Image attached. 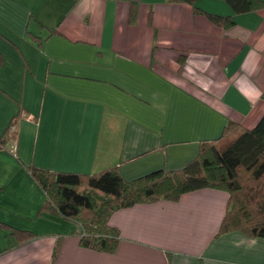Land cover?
I'll return each instance as SVG.
<instances>
[{
    "label": "crops",
    "instance_id": "obj_1",
    "mask_svg": "<svg viewBox=\"0 0 264 264\" xmlns=\"http://www.w3.org/2000/svg\"><path fill=\"white\" fill-rule=\"evenodd\" d=\"M204 11L231 14L233 24L218 25ZM0 51V135L21 105L29 111L18 139L0 149V222L34 233L17 242L11 228L1 229L0 264H264L263 236L217 235L225 190L116 210L109 222L121 241L105 253L80 244L75 221L40 212L44 193L26 170L36 163L91 173L120 164L133 179L184 166L228 121H258L264 8L237 13L225 0H0Z\"/></svg>",
    "mask_w": 264,
    "mask_h": 264
},
{
    "label": "trees",
    "instance_id": "obj_2",
    "mask_svg": "<svg viewBox=\"0 0 264 264\" xmlns=\"http://www.w3.org/2000/svg\"><path fill=\"white\" fill-rule=\"evenodd\" d=\"M194 3L196 0H184ZM237 13L264 6V0H225ZM152 10L149 23H152ZM196 12L202 13L195 6ZM136 4L130 5L129 21L136 17ZM218 25L233 24L231 14L204 11ZM30 34L31 31H29ZM51 30L49 34H52ZM33 39H40L33 36ZM3 55L0 51V67ZM27 109L21 105L0 135V149L18 139V123ZM36 118V116H35ZM26 170L44 193L40 212L47 211L77 223L83 247L114 253L121 241L119 228L110 224L111 215L120 208L140 202L161 199L177 201L193 190L212 187L228 194L224 216L217 235L240 230L249 237H264V114L253 127L228 121L222 132L202 139L198 153L179 168H158L126 179L121 165H109L95 172L61 171L30 163ZM11 228L17 242L30 239L34 233L0 222V230ZM58 253V243L53 256Z\"/></svg>",
    "mask_w": 264,
    "mask_h": 264
},
{
    "label": "rangeland",
    "instance_id": "obj_3",
    "mask_svg": "<svg viewBox=\"0 0 264 264\" xmlns=\"http://www.w3.org/2000/svg\"><path fill=\"white\" fill-rule=\"evenodd\" d=\"M228 3V2H227ZM229 4V3H228ZM262 8H264V6H260L259 7V9H262ZM258 10V9H257ZM219 14H222V13H219ZM224 15V14H223ZM29 111H25V115L28 113ZM239 119H241V118H239ZM239 119H237V120H234V121H237V122H241V124L242 125H245V126H248V127H253L255 124H256V122L257 121H255V120H251V121H246L247 119H245V120H239Z\"/></svg>",
    "mask_w": 264,
    "mask_h": 264
}]
</instances>
